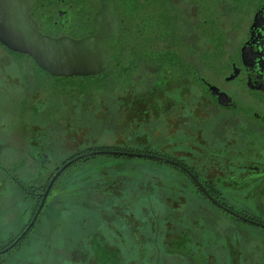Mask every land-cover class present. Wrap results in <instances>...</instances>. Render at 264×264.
<instances>
[{
    "label": "flooded vegetation",
    "instance_id": "flooded-vegetation-1",
    "mask_svg": "<svg viewBox=\"0 0 264 264\" xmlns=\"http://www.w3.org/2000/svg\"><path fill=\"white\" fill-rule=\"evenodd\" d=\"M29 15L42 34L55 38L80 39L104 30L114 52L97 74L54 76L31 56L0 43L1 93L20 101L19 114H33L31 100L52 89L41 75L83 78L76 91L96 95L97 110L108 109L111 129L129 132L131 146L122 139L119 146L106 145L115 149L76 151L48 171L51 152L58 150L45 132H35L28 139V153L38 168L33 179L8 174L34 206L23 210L28 219L0 245L2 250L21 236L0 253V264L2 254L20 248L35 226L46 221L47 211L67 205L46 203L50 195L63 193L57 181L73 163L52 180L63 164L100 150L142 160L126 163L131 171L99 174L75 189L77 198L67 206L81 210L82 218L73 224L78 234L67 238L74 244L64 247L73 264H102L133 253H141L138 258L146 264H164L167 255L193 264H264V242L256 239L255 249L249 250L243 240L220 236L203 260L184 243L174 244L166 230L198 225L194 206H214L235 222L264 231L262 218L234 207L264 206V0H36ZM47 129L32 126L33 131ZM164 133V139L155 140ZM135 142L146 144L132 147ZM135 169L141 174L136 183ZM23 183L28 184L24 189ZM135 210L143 217H136ZM5 211L0 206V214ZM45 253L36 246L20 264H37Z\"/></svg>",
    "mask_w": 264,
    "mask_h": 264
},
{
    "label": "rangeland",
    "instance_id": "rangeland-1",
    "mask_svg": "<svg viewBox=\"0 0 264 264\" xmlns=\"http://www.w3.org/2000/svg\"><path fill=\"white\" fill-rule=\"evenodd\" d=\"M41 77L49 83L52 89L49 92L43 91L36 100H31L32 106L35 108L33 114H19L20 112L16 108L21 106L20 101L10 100L0 91V206L6 209L5 213L0 214V245L9 236L17 233L28 219L27 213H23V210L29 206H34L33 200L19 190L13 180L8 178V174L27 181L33 179V174L38 171V168L35 160L28 153V139L35 138V132L38 133V136H43L45 132L50 139L49 145L58 150V154L56 151L51 152L52 158L47 164L48 171H52L55 166L60 165L73 152L88 147L119 146V140L122 139H126L124 143L131 146L130 141H128L130 138L127 137L129 132L116 133L111 129L108 123L110 116L107 113L108 109L102 108L101 112L97 110V106H99L97 96L76 91L75 87L79 79L83 78H49L46 75H41ZM8 108L14 110L9 111ZM118 122L122 121L118 120ZM36 124L48 129L33 131L32 126ZM164 135L165 133L157 134L155 140L164 139ZM138 136L140 137V135ZM179 137L188 138L183 134H180ZM152 141L150 140V144ZM145 144V142H135L132 147L143 148ZM137 160H142V158L109 154H100L85 160H78L68 166L64 175L57 181V183L60 182V185L62 184L63 193L55 196L50 195L46 203H51L52 206L70 205L77 198L76 191L78 190L75 191V189L82 183L90 182L99 174L119 175L131 171L130 165L126 163ZM139 171V169L133 171L132 181L134 183L141 176ZM83 202L89 203L90 200L86 198ZM67 205L63 209L55 208L51 212L47 211L48 218L46 221L45 217V222L35 226L20 248L1 255L2 264H20L29 260L28 258L36 246L47 252L41 260L38 259L37 264H73V260H71L73 256H69L64 247L74 244L72 241L70 243L67 238L78 234L77 227L73 224L78 223L79 219L82 218V211ZM234 207L264 220V206ZM194 208L195 218L199 220L198 225L167 227L166 230L171 231L169 239L174 244L178 246V243H184L189 249L197 251L203 260H207L210 246H217L218 240L221 238L243 240L242 243L246 244L249 250L253 248V239H256L259 244H263L264 231L254 224L237 223L230 215L214 206H194ZM134 214L136 217H143L140 211L135 210ZM91 216L93 217V215ZM156 229L161 230L157 227ZM149 230L147 227L148 232ZM152 233L157 235V231ZM158 235L161 238L160 231H158ZM45 241L49 243L48 249L43 246L46 244ZM217 248L215 255L221 261L222 258H218L221 249ZM120 257L119 255L113 260H120ZM138 257H142L141 253L138 255L133 253L129 257H124L123 261H126V264H132L131 261L139 259ZM180 257L182 256L167 257L164 264L194 263L188 258L182 257L183 259H181ZM113 260H104L102 264H110ZM123 261L117 264H124ZM27 264L32 263L29 261Z\"/></svg>",
    "mask_w": 264,
    "mask_h": 264
},
{
    "label": "water",
    "instance_id": "water-1",
    "mask_svg": "<svg viewBox=\"0 0 264 264\" xmlns=\"http://www.w3.org/2000/svg\"><path fill=\"white\" fill-rule=\"evenodd\" d=\"M35 2L36 0H0L1 44L12 51L31 56L39 67L54 76L93 75L99 73L101 69L107 66L110 54L114 52L113 47L107 44V32L98 29L96 33L80 39H73L68 36L55 38L44 35L29 15V11ZM100 153L122 154L123 152L100 150L78 155L63 164L52 180L58 173L76 160L91 154ZM127 155L141 154L127 153ZM50 185L51 183L49 187ZM46 195L47 191L42 195L39 208L33 220L40 211ZM223 208L232 215L243 218L227 207ZM33 220L26 230L33 224ZM17 240L0 250V253L12 247Z\"/></svg>",
    "mask_w": 264,
    "mask_h": 264
},
{
    "label": "trees",
    "instance_id": "trees-1",
    "mask_svg": "<svg viewBox=\"0 0 264 264\" xmlns=\"http://www.w3.org/2000/svg\"><path fill=\"white\" fill-rule=\"evenodd\" d=\"M104 148H105V149H115V147H112V146H100V147L87 148V149H85L84 151H87V150H90V149H104ZM129 150H133V149H129ZM73 156H75V155H73ZM27 185H28V184L23 183L21 187L24 189ZM28 195H29V194H28ZM38 199H39V198H38ZM252 217H253V216H252ZM253 218L256 219V217H253ZM167 254H168V253H167ZM167 257H168V255H167ZM123 260H124V257H120V260H119V259H117V260H113V261H111L110 264H117V263H119V262H122ZM123 263L126 264V261H123ZM132 264H146V263L142 262L141 259H136V260H132Z\"/></svg>",
    "mask_w": 264,
    "mask_h": 264
}]
</instances>
